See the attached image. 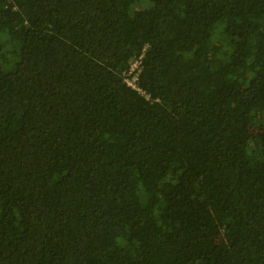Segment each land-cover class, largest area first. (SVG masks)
I'll list each match as a JSON object with an SVG mask.
<instances>
[{
  "label": "trees",
  "instance_id": "16d2710c",
  "mask_svg": "<svg viewBox=\"0 0 264 264\" xmlns=\"http://www.w3.org/2000/svg\"><path fill=\"white\" fill-rule=\"evenodd\" d=\"M0 264H264V0H0Z\"/></svg>",
  "mask_w": 264,
  "mask_h": 264
},
{
  "label": "built area",
  "instance_id": "2783aa9c",
  "mask_svg": "<svg viewBox=\"0 0 264 264\" xmlns=\"http://www.w3.org/2000/svg\"><path fill=\"white\" fill-rule=\"evenodd\" d=\"M140 64H141V56L132 62L131 66L129 68V71L127 72V75L132 73L133 76L129 77L126 75V78H125L126 82L133 87H136L135 81L137 80V75H138L139 70H140ZM138 90L141 91L140 88H138Z\"/></svg>",
  "mask_w": 264,
  "mask_h": 264
}]
</instances>
